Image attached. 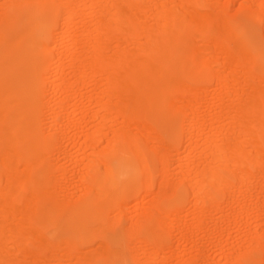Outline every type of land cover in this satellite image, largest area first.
I'll return each instance as SVG.
<instances>
[{"label":"bare ground","instance_id":"6f19581e","mask_svg":"<svg viewBox=\"0 0 264 264\" xmlns=\"http://www.w3.org/2000/svg\"><path fill=\"white\" fill-rule=\"evenodd\" d=\"M229 1L3 0L0 4V169L8 171L7 174L3 172L6 177L4 183L8 184L4 189L0 188V234L5 228L8 230L9 220L15 223L9 222V226L14 224L16 230H13V245L4 244L1 247L0 264H20L23 258L16 256V259H11L9 255L13 253L22 254L26 259L31 257V262L28 260L30 264H45L47 260L51 262L55 258L60 264L70 260H76L74 264H99L100 261L104 264H128L125 253L129 248H126L131 247V239L136 235L141 245L138 240L135 242L140 246V256L146 257V263L166 264L163 257L169 259L172 253H167L168 250L165 252V247L163 249V221L169 220L173 228L183 226L187 233L182 234V241H192V235L195 233L196 236V231L200 232L204 228L206 213L210 211L211 214L216 210L221 216L228 215L229 209L221 208L219 203L222 191L220 186H229L234 180L240 185L245 184L250 182L251 177L256 179L258 176L262 178L256 179L260 180L258 183L264 182V89H261L264 84V61L261 58L264 41L252 27L257 22L264 25V0H258L257 5L253 0L242 2L240 10L245 20L241 22L234 21L229 16L232 12H227L228 15L224 10ZM87 16L91 25L86 28L84 23L87 22ZM145 18L150 22L145 21ZM57 28H61L59 38ZM55 38L60 40L59 44L70 41V46L77 49V53L79 46L81 48L84 45L88 47V53L82 55L81 48V54H73L76 51L67 50L63 45L66 50L58 52L56 50L62 47L54 46L57 42ZM142 39L145 42L140 46L138 42ZM137 43L138 47H135ZM216 63L224 71L213 69L212 65ZM68 66H72L76 72V76H71L76 79L71 80L73 83L64 79L67 76L62 77L67 73H64V69H69ZM70 72L73 73V70ZM47 75L51 77L47 78ZM71 77L66 79L70 81ZM59 79V97L65 89L74 87L77 79L84 89L96 87H92L97 89L92 92H95L93 95L89 96L88 92V95L85 93L86 98L83 97L89 103L87 106L93 105V99H97L94 104H97L100 112L94 115L98 119L95 120L97 124L93 125L95 121H91L95 126L93 129L90 127L91 132L79 130L74 135L82 139L76 154H83L84 158L88 156L81 160L84 163L81 162V166L87 172L80 179L85 188L83 194H77L76 198L67 196L68 201H63V197L57 199V190L52 192L56 185L54 188L52 184L51 190L39 188L38 185L41 176L37 170L44 162L46 152L55 147V139L43 128L45 122L42 120H45L46 114L43 117V113L47 104L44 103L50 100L48 97L43 101V98ZM191 82L210 83L214 89L208 91L201 87L202 90H198L196 87L194 90L189 84ZM71 98L76 99L73 96ZM231 98L239 103L245 98V103L231 106L228 104ZM73 99L68 101L73 107L71 112L75 114L74 105L77 103L74 104ZM54 102L58 101L55 99ZM79 105L76 106L79 110L76 109L77 114L83 115L84 119L87 109L85 105H80L83 109L78 108ZM52 106L47 108L49 112ZM60 106L59 103L57 107H64ZM199 107L205 111L200 112L202 108L199 110ZM180 108L187 111L184 120L178 114ZM111 113L123 119L125 125L119 128L107 125ZM207 115L209 119H206ZM116 118L113 120L118 122ZM71 121L68 120V125H64L72 126ZM81 121L78 123L87 122L85 119ZM137 121L148 124L141 125ZM131 123L132 126L137 124L134 126L138 127L134 129H138L137 133L131 129ZM145 128L148 135L157 137L151 146L159 142L176 145L186 141V156L184 154V158H177L180 175L183 177H180L181 182L180 178H176V182L192 184L190 206L191 215L195 219L192 228L190 224L186 226L187 218H184L185 222L178 218L177 214L183 211L181 206L186 196L177 188L176 182L173 184L174 179L171 184L175 187L169 188V191L162 190L171 176L170 172L167 173L169 161L165 156L168 157L174 148L170 149L169 146L170 150H167V147L157 145L158 151L161 150L158 153L156 146L153 148L149 144L151 153L146 152L144 135L141 133ZM86 152L90 155H85ZM76 154L72 156L77 158ZM184 159L186 164L182 162ZM192 167L197 168L196 171ZM192 176V180L190 178L188 181V177ZM50 177L53 178V174ZM127 183L132 186L144 183V191L129 195L122 188ZM155 183H160L162 189L153 196L151 189ZM103 185L110 187V193ZM167 186L172 187L169 184ZM241 193L245 194L244 191ZM148 197H152L151 208H143L150 211L147 210V213L143 209L145 214L140 211L143 216L137 219L132 215L127 230L123 227L117 229L118 222L126 215L123 203L133 200L134 208L137 209L143 206ZM243 203L246 205V202ZM246 206L249 208H245V211L254 210L255 215L256 209L263 211L264 202H256L255 207H250V202V206ZM176 215L178 221L174 219ZM215 223L218 225L219 222ZM188 227L194 233L188 232ZM166 228L169 230V226ZM6 229L3 234L8 235ZM51 230H55L54 234ZM253 233L246 237L251 239H248V245L245 243L246 246L239 253H226L219 246L225 264H251L256 254L264 251V233ZM52 235H56V241ZM95 242L96 246L92 247ZM56 253L60 254L59 257L65 255L59 259L55 257ZM181 253L179 259H183V251ZM167 254L169 257H165ZM184 260L179 261L181 264L194 262V259L193 262L187 261L189 257L186 262Z\"/></svg>","mask_w":264,"mask_h":264},{"label":"rangeland","instance_id":"374dc122","mask_svg":"<svg viewBox=\"0 0 264 264\" xmlns=\"http://www.w3.org/2000/svg\"><path fill=\"white\" fill-rule=\"evenodd\" d=\"M61 2H64V0H60ZM224 2H226V0H223ZM222 0H221V3L223 2ZM244 1L245 0H231V1H229V3H227V5H225L224 6V10H226V13L228 12L229 14H231V12H232V14L231 15H229L228 13V15L229 16H231L230 18H232L234 21H238V22H241V21H243V20H245L244 18H243V12L240 10L241 8H240V6H241V4H242V2L244 3ZM246 1H248V0H246ZM256 1V2H255ZM253 0V2L257 5L258 4V0ZM3 2V0H0V4ZM226 6H227V8H226ZM239 7V8H238ZM238 9V10H237ZM236 10V11H235ZM236 14H235V13ZM232 16H234V18L232 17ZM87 22L86 23H84V27H89L90 25H91V22H90V18L87 16ZM145 21H147V22H150L149 21V19H147V18H145L144 19ZM77 21H79V20H77ZM77 21H76V23H77ZM75 23V24H76ZM263 24H261V23H254V24H252V27L255 29V30H257L259 33H260V35H261V40L262 41H264V25L262 26ZM61 29V28H60ZM59 28H57L56 29V31L58 32V37L57 38H59V33L61 32V30H60ZM60 31V32H59ZM56 35V36H57ZM55 36V37H56ZM54 40H56V38L54 39ZM57 42H58V44H57V42H56V44L54 45L53 44V42H55V41H53L52 42V47H57V45H60V47H62L61 45H63L65 48L67 47L68 49L67 50H73V51H76V53L75 52H73V54H81V48H82V55H83V53H86V55H87V51H88V47H85L84 45H83V47L81 46V48H80V46H79V50H78V52L79 53H77V49H73L72 48V46H70V41H64V42H67V43H61V44H59L60 43V40L59 39H57L56 40ZM61 42H63V41H61ZM68 42H69V44H68ZM144 40L142 39L141 40V42H138L139 44H140V46L141 45H143L144 44ZM199 42H201V41H199ZM138 43L135 45V47L138 45ZM65 44V45H64ZM66 44H68L67 46H66ZM54 45V46H53ZM64 47H62V48H59V50L57 49L56 51H58V52H60L61 51V49H65ZM70 47V48H69ZM138 47V46H137ZM62 50V51H63ZM66 50V49H65ZM65 52H67V51H65ZM67 54L69 55L70 54V52H67ZM72 54V53H71ZM84 56H85V54H84ZM67 62H68V60H67ZM68 64H69V62H68ZM67 64V65H68ZM220 64V63H219ZM66 66V65H65ZM69 66H70V64H69ZM69 66H68V68H69ZM212 68L213 69H220L221 71H224L223 70V68L221 67V65H217V63L216 64H213L212 65ZM67 67L64 69V73L65 72H67V73H69V75L67 74V73H65V74H63L62 75V77H64V75H65V77L66 78H68L69 79V77H71V76H74V75H72V74H75L74 73V71H75V69H73V67L71 66L69 69H67ZM66 70V71H65ZM70 70L72 71L73 70V73L72 72H70ZM69 71V72H68ZM50 75H51V73H49ZM48 74V75H49ZM47 75V76H48ZM75 76H76V74H75ZM51 76H48L47 78H50ZM66 78H64L66 81H68V82H71V83H73L72 81H74V80H76V79H74V77H71L72 79H70V81L68 80V79H66ZM60 79H62V78H60ZM58 80V81H56V82H54V85H52L48 90L49 91H46V94H45V96H44V98H43V101L45 100H47V99H45V98H48L49 97V101L47 100L44 104H52V105H54V107L52 106V105H45V110L48 108H50V106H52L51 107V110H53V111H51L50 110V112H49V110L47 109V111L45 112V110H44V113H43V117H44V114H45V120L43 119L42 121H44V122H42V124L44 123L45 124V127L43 126V128H46V130H44L45 132L47 131V132H49L50 133V135H52L51 137L53 138V139H55V147H54V150H51V151H48V152H46V154H45V160H44V162L42 163V165L39 167V169L37 170L38 172H39V177H40V179H38V182H40V183H38V185H39V188H46V189H48V188H50V190H51V188H52V186L55 188V185H56V188L54 189V190H52V192H55L56 190V192L55 193H59V195L61 194V195H63V196H59L58 195V193L56 194V196L58 197L57 199H59L60 197L62 198V199H64L63 201H68L69 199L68 198H76V197H78V196H80L79 194H83V190H85V188H83L84 186H83V184L81 183V180L80 179H82L83 177L82 176H85V173L87 172V170L83 167V166H81V165H83L84 163H83V161H81V160H83V154L80 156H78V154H76V151L78 150V147H79V145L78 144H80L81 142H82V139L80 138V140H79V138L77 139V137L76 136H74L75 134H77L78 132H79V130H83V131H85L84 133H88V132H91L92 131V129L95 127V126H93V125H95V124H97V122L95 121V120H98L97 118H95L94 117V115H96V114H98V113H100L99 112V107H97V104H94V101L96 102L97 101V99L95 100V99H93V101H92V104L93 105H86V104H89V103H87V101H86V97H85V95L89 92V96H90V94L91 95H93L92 94V92L93 91H96L94 88H96V87H94V86H91V88L89 87V89L88 88H86V89H84L83 87H80L81 86V83L79 82L78 83V79H77V83L74 85V87H69V88H67V89H65V91L62 93V96H60L59 97V95H57V91H58V87H57V83H59L61 80ZM64 79H62V80H64ZM74 79V80H73ZM72 80V81H71ZM55 81V80H54ZM63 82V81H62ZM61 82V83H62ZM258 81L256 80L255 81V83H257ZM56 83V84H55ZM190 84V86H192L191 88H194V90H196L195 88L196 87H198L199 89L198 90H202V88L203 89H207L208 91H212V89H214V85L213 84H210V83H199V82H191V83H189ZM263 84V83H262ZM261 84V85H262ZM60 85V84H59ZM260 85V86H261ZM73 86V85H72ZM263 86V88H261V89H264V84L262 85ZM261 86V87H262ZM92 87H94V88H92ZM202 87V88H201ZM71 88V89H70ZM78 88H80V89H78ZM247 88V87H246ZM93 89V90H92ZM89 90V91H88ZM80 91V92H79ZM83 93V94H82ZM86 93V94H85ZM48 94V95H47ZM69 94H71V96L69 97V95L67 96V95ZM210 94V93H209ZM51 95V96H50ZM55 95V96H54ZM64 95L67 97H65L64 98ZM83 95H84V97H83ZM88 95V94H87ZM76 97V99H75V101H74V99L73 98H71V97ZM95 97L97 96V94L96 95H94ZM93 96V97H94ZM77 97H79V98H77ZM81 97V98H80ZM94 97V98H95ZM59 102V98H61V100H63L64 101V99H67L66 101H64V102H62L61 100H60V105H62V106H64V107H62V106H60V107H62L63 109H66L67 107V109H66V111L64 110L63 111V109L62 108H59V107H57V106H59V103H58V105L56 106V102H54L55 101V99ZM84 100H83V99ZM70 99H73L72 101H74V104H75V102L77 103V105L80 103V105L83 107L84 105V108L85 109H87V111L85 112L86 113V115H85V122L87 121L88 122V124H84V123H81V124H79L80 123V121L81 122H84V119L82 118V117H84L83 115H81V114H77L78 112H79V110L76 108V106L77 105H74L73 104V102H72V104L75 106L74 107V110H75V114H74V111H72L71 112V110L73 109V107H72V105H70V103H69V101L68 100H70ZM54 100V101H53ZM83 100V101H82ZM53 101V102H52ZM85 101V102H84ZM244 101V102H243ZM243 101H240L241 103H242V105H244L243 103H245V98L243 99ZM85 103L84 105H83V103ZM54 103H56V104H54ZM237 103H239V102H237V101H234L233 100V98H231V100H229V102H228V104L229 105H237ZM241 103H239L240 105H241ZM90 104H91V102H90ZM78 106V108L80 107V108H82L81 106ZM180 105V104H179ZM66 107V108H65ZM53 108V109H52ZM202 108V107H201ZM200 107H199V110L201 109ZM61 109H62V111H61ZM76 109L78 110V112L76 111ZM83 109V108H82ZM181 109V111L179 110V116H180V119L181 120H184V117H185V113L187 112L184 108H180ZM203 109V108H202ZM200 110V112H203V111H205L204 109L203 110ZM70 110V111H69ZM61 111V112H60ZM70 112V113H67L66 114V112ZM59 115V114H61V115H57L56 113ZM48 113V114H47ZM50 113H54V114H50ZM72 113V114H71ZM208 113H210V111H208ZM77 114V115H76ZM210 114H213L212 112L210 113ZM210 114H208V115H210ZM54 115H55V117H54ZM56 115H57V117H56ZM111 115L113 116V115H115V113H111ZM111 115H110V119H111ZM208 115H207V117H206V119H209V118H212L211 117V115L209 116V118H208ZM47 117V118H46ZM49 117V118H48ZM53 117V118H52ZM64 119H63V118ZM55 118V119H54ZM67 118H68V120L70 121V120H72L71 122H72V126H69V127H67L66 125H64V124H67ZM70 118V119H69ZM113 118H116V116L114 117H112V119L110 120H108V122H107V125L109 124V126H111V127H113V128H117V126H118V128L119 127H122V126H124L125 125V122H124V120L123 119H120V118H116L117 120H118V122L117 121H114L113 120ZM74 119V120H73ZM115 119V120H116ZM67 120V121H66ZM123 120V121H122ZM91 121L93 122V121H95L94 122V124L93 123H91ZM52 122V123H51ZM74 122H76L75 124H74ZM79 122V123H78ZM138 122V124H139V122H141L140 124L141 125H144L145 123H147V122H145L144 124L142 123V121H137ZM137 122H135V123H137ZM133 123H134V121H133ZM43 124V125H44ZM58 124H60V126L58 125ZM78 124H79V127H78ZM84 124V125H83ZM93 124V125H92ZM111 124V125H110ZM148 124V123H147ZM146 124V125H147ZM64 125V126H63ZM68 125V124H67ZM77 125V126H76ZM87 125V126H86ZM90 125V126H89ZM137 124H134L133 126H132V123H131V129H133V131L135 132V133H137L138 132V129H136V130H134L135 128H138V127H135L134 128V126H136ZM62 126V127H61ZM86 126V127H85ZM148 126V125H147ZM186 126V125H185ZM70 127H73V128H70ZM81 127H82V129H81ZM85 127V129H83ZM88 127V129H89V131H88V129H86ZM90 127H92V129L90 130ZM58 128V129H57ZM63 128H65V130L63 129ZM75 128V129H74ZM71 129V130H70ZM77 129V130H76ZM58 130H60V131H58ZM86 130H87V132H86ZM132 131V132H133ZM158 131H156V133H157ZM141 133H142V135H144V137H143V144H144V148H146L145 150H146V152H148L149 154L151 153V150H150V148L148 147V145L150 144V146L152 145V144H154V141H157V137L155 138L154 137V135L153 134H151L155 139H151V135H148V132H147V129L145 128V129H143L142 131H141ZM157 134H159V132L157 133ZM157 134H155V136L157 135ZM203 134H205V133H203ZM48 136H49V134H47ZM160 135V134H159ZM159 135H157V136H159ZM152 137V138H153ZM58 139H60V140H58ZM199 139H200V135H199V138H197V140H198V142H199ZM78 140V141H77ZM61 141V142H60ZM74 141V142H73ZM80 142V143H79ZM159 142V141H158ZM186 141H182V142H180L179 144H172L171 142H165V144L163 143H161V142H159V144L158 143H155L156 145V148H157V152L159 153L161 150H160V147H163V148H165V147H167V148H165V149H167V150H170L171 149V147H173L174 148V150H176V151H174V150H170V152L169 151H167V152H169V154L170 155H168V153H167V155H168V157L167 156H165V158L167 159V161H169V166L167 165V163H166V165L168 166V167H170V168H168L167 167V173L168 172H170L169 174H171V176H169L170 178L168 179L169 180V183H167V185L169 184V186L170 185H172V187H168L167 185H163L164 187V189H162V187H159L160 186V183H155L154 184V186L152 187V189H151V194L153 195V196H155L156 194H158V192L160 193L161 192V190H160V188L162 189V190H165V191H169V188L170 189H172L173 187H175V186H173V184L175 185V182L181 177H183V175L181 174L180 175V171H179V165H178V163H177V158L178 157H180V158H184V154H185V156H186V143H185ZM197 142V143H198ZM77 143V144H76ZM157 145L158 146H160L159 147V150L160 151H158V147H157ZM168 145V146H167ZM154 145L153 146H151V147H155ZM170 146V149L168 148ZM155 148V149H156ZM162 148V149H163ZM184 148V149H183ZM165 149H163V150H165ZM247 149H250L249 147L247 148ZM177 150H178V152H177ZM182 150V151H181ZM53 151H54V154H53ZM73 151V152H72ZM59 152V153H58ZM88 153L90 152V151H87ZM86 152V153H87ZM76 154L75 156H77V158L76 157H73L72 156V154ZM85 154V155H90V154ZM161 153H165V152H161ZM50 154V155H49ZM68 154V155H67ZM71 154V155H70ZM162 154V155H163ZM166 154V153H165ZM178 154V155H177ZM47 155V156H46ZM50 157H49V156ZM70 155V156H69ZM181 155V156H180ZM67 156V157H66ZM69 156V157H68ZM170 156V157H169ZM183 156V157H182ZM86 158L88 157V156H85ZM50 159V161H49V159ZM69 158H71V159H74L73 161L72 160H70ZM86 158H84V159H86ZM170 158V159H169ZM77 159H78V161H77ZM169 159V160H168ZM166 161V162H167ZM198 161H199V158H198ZM52 162V163H51ZM83 164H82V163ZM84 162H86V161H84ZM183 163H185L186 164V159H184L183 161H182ZM78 163L80 164V165H78ZM171 163V164H170ZM171 165V166H170ZM53 166H55V167H53ZM77 166H80L81 168H82V170H81V168L80 167H77ZM62 167V168H61ZM76 167V168H75ZM46 168V169H45ZM80 168V169H79ZM193 169H195L194 171H196V169L197 168H195V167H192ZM42 169V170H41ZM62 169V170H61ZM45 170H46V175H45ZM48 170H49V172H48ZM171 170V171H170ZM193 171V172H194ZM1 172H2V174H1ZM3 172H5L6 174H7V172L8 171H5V170H2V169H0V176H5V174H3ZM41 172H42V174H41ZM48 172V173H47ZM69 174H68V173ZM71 172V173H70ZM51 174H53V178H51L50 177V175ZM58 174V175H57ZM168 174V175H169ZM63 175V176H62ZM254 175H256V174H254ZM47 176V177H46ZM179 176V177H178ZM0 177V188L2 187H6V185L8 184H6V183H4V181H6V177ZM48 177H49V180H48ZM257 177V176H256ZM259 177V176H258ZM258 177L256 178V179H258ZM172 178V179H171ZM176 178H178L177 180H176ZM181 178H180V181L179 182H181ZM187 178V177H186ZM189 179H187L188 181L190 180V178H191V180H192V178H193V176L192 177H188ZM5 179V180H4ZM53 179V180H52ZM173 179H174V181H173ZM255 179V177H253V179H252V177L250 178V182H247V183H245V184H241L240 185V183H238L236 180H234L233 181V183H227V184H229V186H227L226 184H225V186H224V184L222 185V186H220V189L222 190L221 192H220V194H219V203L222 205H220L219 204V206H221V208H228L229 209V213H228V215H225V217H224V215L223 216H221V213H216V210H212L213 211V213H211V214H209L210 213V211L208 212V213H206L207 214V216H206V214H205V216H206V219L204 218V221H203V226H204V228L203 229H201V231L199 232V231H196L198 234L196 235V236H194V231L192 232V229L190 230V228H192L193 227V225L195 224V219H194V216H192L191 215V209H192V207L190 206L191 205V203H190V199H191V194H192V188L190 187L192 184L190 183V182H183V183H177L176 182V185L178 186L177 188L180 190V192L181 193H183L186 197H185V199H184V202H183V204H182V206H181V210H183L182 212L180 211L177 215H179V220L180 221H184L185 222V219L187 220V222H185L186 223V226H188V224H190L191 226H190V228L188 229L189 231L188 232H192V233H194L191 237L192 238H194V239H192V241H188V242H183L182 241V239H181V236H182V234H185V233H187V231L185 230V228L183 227V226H179V227H175V228H173L172 226H170V224H169V220H165V222L168 224V225H165L166 223L163 221V223H164V226H165V228L164 229H162V234H163V236L165 235V242H164V244H163V249H164V247H165V252L167 251V253L168 252H170V253H172V254H170V256H172V257H170L169 259L167 258H164L163 257V260H165L166 262H164L163 260V262L164 263H166V264H179V260H182V262H183V260H184V262H186V258H188L189 257V260H187V261H192V259H194V262H195V264H196V262H197V264H223L224 263V259L222 258L221 259V255H220V252H219V250H218V248H220L219 246H221V248L224 250V251H226V253H239L240 251H241V249L243 250V248L246 246V244L248 245V242L250 241V239H249V237H248V239H249V241H248V239H246V237L247 236H249V233H253V232H257V233H264V209H263V211H259L258 209H256L257 210V212L255 211V215L253 214L254 213V210H253V212H246L245 211V208L247 207L246 205H248V206H250V202H251V206L250 207H253L255 204H256V202H258V201H262V202H264V182L263 181H261V183H258V182H260V180L258 181V180H256ZM259 179H261L262 180V178H260L259 177ZM47 180V181H46ZM186 180V181H187ZM264 180V179H263ZM53 181V182H52ZM171 181H173V182H171ZM44 184H43V183ZM47 182L49 183V184H47ZM237 182V183H236ZM263 182V183H262ZM42 183V184H41ZM171 183H173V184H171ZM41 184V185H40ZM53 184V185H52ZM58 184V185H57ZM43 185V186H42ZM81 186H82V189H81ZM162 186V185H161ZM167 186V187H166ZM231 186V187H230ZM243 186H246V188L245 187H243ZM248 186V187H247ZM62 187V188H61ZM103 187H104V189L105 190H107L109 193H110V191H111V189H110V187H108V186H106V185H103ZM223 187V188H222ZM226 187V188H225ZM3 188V189H4ZM123 188V190H125V191H128V194L129 195H132L133 193H135V192H137L138 194H141L143 191H144V183H138V184H136V185H134V186H132V184H130V183H127V184H125V186H123L122 187ZM225 188V189H224ZM62 190V191H61ZM66 190V191H65ZM225 191V192H224ZM245 192V194L244 193H241V192ZM68 192V193H67ZM54 193V194H55ZM223 195H222V194ZM25 194H27V193H25ZM77 194H78V196H77ZM242 194V195H241ZM244 194V195H243ZM67 196H69L68 198H67ZM152 196V197H153ZM244 196H246V197H244ZM152 197H148V200H146V202L143 204V206L141 205V207H139V208H137V209H135L134 208V201L133 200H129L128 202H126V203H123V205H124V207L122 206V208H124L125 209V212H126V217L124 216L119 222H118V228L117 229H120L121 227H123L122 229H128L129 227V224L131 225V222H130V220H132L133 218L134 219H137L138 218V216H139V218L140 217H142L143 215H142V213L143 214H145L144 213V211H142L144 208L143 207H145V208H147V206L149 207V206H151V199H152ZM66 198L68 199V200H66ZM228 198V200H226ZM248 200H247V199ZM249 198L251 199V200H249ZM233 199V200H232ZM61 200V199H60ZM226 200V201H225ZM237 200L240 202V204H239V206H238V204H237ZM234 201V202H233ZM249 201V202H248ZM241 202H242V204H241ZM243 202H246V205H244V203ZM227 203V204H226ZM253 204V205H252ZM225 205V206H224ZM230 205V206H229ZM232 205V206H231ZM243 205V207H241ZM127 206V207H126ZM246 206V207H245ZM255 207V206H254ZM127 208V209H126ZM149 208H151V207H149ZM164 208V207H163ZM188 208V209H187ZM242 208V209H241ZM249 208V207H248ZM248 208H246V209H248ZM231 209V210H230ZM233 209V210H232ZM236 211H235V210ZM127 210V211H126ZM145 210V209H144ZM148 210V212L150 211L149 209H147ZM147 210H145L146 212H147ZM164 210V209H163ZM184 210H186V211H184ZM189 210V211H188ZM142 213H141V212ZM243 212V213H240V212ZM245 211V212H244ZM147 212V213H148ZM187 212V213H186ZM137 213H139V215H135V214H137ZM140 213H141V216H140ZM242 214V216H240ZM249 214V215H248ZM131 215V216H130ZM132 215H133V218H132ZM177 215H176V217L174 218V219H176V221H178L177 219ZM243 215H245L244 217H243ZM262 215V216H261ZM213 218H212V217ZM181 217V218H180ZM193 217V218H192ZM261 217H263V218H261ZM183 218V219H182ZM185 218V219H184ZM162 219H165V218H162ZM192 219H193V221H192ZM213 220H214V222H213ZM175 221V222H176ZM224 221V222H223ZM8 222V221H7ZM9 222L10 223H14V222H12V221H10L9 220ZM9 222H8V224H7V228H8V230L6 229V231L7 232H5V233H7L8 235H6V234H3L4 232L3 231H5V229L2 231V233L0 234V241L2 242H0L1 243V245H0V251H1V247H2V245H4V244H6V245H8V246H12L13 245V242H12V239H13V230L16 228V227H13V225L15 224H11V226H9L10 224H9ZM174 222V223H175ZM206 222V223H205ZM215 222H219L218 223V225H216V223ZM194 223V224H193ZM204 223H205V225H204ZM222 224V225H221ZM230 226H229V225ZM237 225V226H236ZM169 226V230H168V228H166V227H168ZM185 226V225H184ZM185 226V227H186ZM206 226V227H205ZM221 226V227H220ZM172 227V228H171ZM182 227L184 228V229H182ZM220 227V228H219ZM171 228V229H170ZM173 229V230H172ZM181 229V230H180ZM16 230V229H15ZM166 230L168 231V232H166ZM183 230V231H182ZM205 230V231H204ZM221 230H222V232H221ZM235 230H236V232H235ZM239 230V231H238ZM10 231V232H9ZM52 231V232H51ZM50 232L52 233V234H54L53 233V231H55V230H51ZM184 231H186V232H184ZM46 232V231H45ZM172 234H171V233ZM181 232V233H180ZM232 232V233H231ZM192 233H188V234H192ZM224 233V234H223ZM231 233V234H230ZM47 235H48V233H46ZM223 236H222V235ZM230 236H229V235ZM254 234V233H253ZM253 234H251V235H253ZM49 235H51L50 233H49ZM250 235V237H252ZM9 237L8 239H7V237ZM56 236V235H55ZM55 236L54 235H52V239L54 240V241H56L57 239L55 238ZM240 236V237H239ZM174 237V238H173ZM61 238V239H60ZM59 239L60 240H62L63 238L60 236L59 237ZM190 239V240H191ZM197 239V240H196ZM132 240H134V242L132 241ZM138 240V241H137ZM193 240H194V242H193ZM263 240H264V238H263ZM135 241H137L139 244H140V240H139V236H135L134 238H132L131 239V242H130V246L131 247H127L126 248V253H125V256H127V257H129V258H127L126 257V259H127V262H128V264H147L146 263V261H147V259H146V257L145 256H140V254H142V253H140V246H139V244L137 243V242H135ZM242 241H243V245H242ZM246 241V242H245ZM96 242H98V241H96ZM96 242H95V244H93L94 246H92V247H95L96 246ZM197 242V243H196ZM137 243V244H136ZM246 243V244H245ZM216 244H217V246H216ZM141 245V244H140ZM263 245H264V241H263ZM244 246V247H243ZM249 246H251L250 245V243H249ZM252 247V246H251ZM167 248V249H166ZM169 248V249H168ZM216 248H217V250H216ZM240 248V249H239ZM130 249H132V250H130ZM136 249V250H135ZM172 249V250H171ZM182 249V250H181ZM246 249L247 250H249L250 248H248V247H246ZM246 249H244V250H246ZM31 250H33V249H31ZM34 251V250H33ZM33 251H31V252H33ZM181 251H183V259H179V258H181L180 256H181ZM60 252H62V251H60ZM131 252V253H130ZM192 252V253H191ZM203 252H204V254H203ZM1 253V252H0ZM57 253H59V252H57ZM56 253V254H57ZM63 253V252H62ZM61 253V254H62ZM134 253V254H133ZM174 253V254H173ZM176 253V254H175ZM188 253V254H187ZM218 253V254H217ZM15 254H17V253H15ZM136 254V256H133V257H131L132 255H135ZM187 254V255H186ZM190 254V255H189ZM191 254H193L192 256H191ZM22 254H17V255H14V253L13 254H11V255H9V257L12 259V258H15L16 259V256H18L17 258H23L22 260H23V262H24V260L26 259V257L24 256V257H22L21 256ZM58 255H60V254H57V255H55V257H59ZM65 254H63L62 256H64ZM139 255V256H138ZM168 255V254H167ZM165 256V257H169V255L168 256ZM202 255V256H201ZM62 256H60V257H62ZM175 256H178V257H175ZM187 256V257H186ZM205 256V257H204ZM220 256V257H219ZM8 257V258H9ZM59 257V259H61ZM143 257V258H142ZM144 257H145V259H144ZM175 259H174V258ZM186 257V258H185ZM190 257H192V259L190 260ZM194 257H196V258H194ZM9 258V259H10ZM74 258V257H73ZM136 258V259H135ZM172 258V259H171ZM203 258L205 259V261L203 260ZM30 260H32V258L30 257L29 258ZM29 259H26L27 261H25L26 263L28 262V260ZM51 259H54V258H51ZM50 259V260H51ZM56 259V258H55ZM55 259H54V261H51V262H49V260H47L48 262H46L45 264H47V263H53V264H60V263H58V261L56 260L55 261ZM143 259H144V262H143ZM195 259H196V261H195ZM201 259H202V261H201ZM220 259V260H219ZM22 260L20 261V260H15V262H19L20 264H23V262H22ZM29 260V262H31ZM63 260V259H62ZM62 260H59V262H61ZM70 260V259H69ZM73 260H75V259H73ZM137 260V261H136ZM140 260V261H139ZM217 260V261H216ZM12 261H14V259L12 260ZM65 262L67 261L66 259L64 260ZM76 261V260H75ZM75 261H72V260H70V262H75ZM172 261V262H171ZM219 261V262H218ZM24 262V263H25ZM28 262V263H29ZM69 264H72V263H70L69 261H67ZM63 263V261L61 262V264L63 263V264H68V263ZM138 262H140V263H138ZM176 262V263H175ZM178 262V263H177ZM193 262V261H192ZM194 262L193 263H191V264H194ZM150 263V262H149ZM148 263V264H149ZM188 263V262H187ZM186 263V264H187ZM226 263V262H225ZM224 263V264H225ZM30 264V263H29ZM32 264V263H31ZM74 264V263H73ZM77 264V263H76ZM180 264H181V262H180ZM188 264H190V262L188 263ZM228 264V263H227ZM251 264H264V251L263 250H261L259 253H257L256 254V256H255V258H254V260H253V262L251 263Z\"/></svg>","mask_w":264,"mask_h":264},{"label":"snow or ice","instance_id":"6c2138e0","mask_svg":"<svg viewBox=\"0 0 264 264\" xmlns=\"http://www.w3.org/2000/svg\"><path fill=\"white\" fill-rule=\"evenodd\" d=\"M261 58H262V61H264V49L261 50ZM99 264H104V262L100 261Z\"/></svg>","mask_w":264,"mask_h":264}]
</instances>
